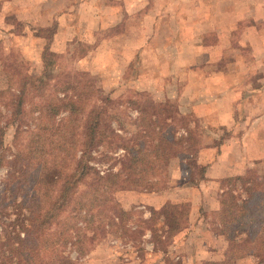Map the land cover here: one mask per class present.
<instances>
[{
  "label": "rangeland",
  "instance_id": "obj_1",
  "mask_svg": "<svg viewBox=\"0 0 264 264\" xmlns=\"http://www.w3.org/2000/svg\"><path fill=\"white\" fill-rule=\"evenodd\" d=\"M49 1L55 2L0 0V90L10 86L18 94L27 87L17 120L10 121V110L0 104L5 159L41 122L73 141L92 116L116 137L109 134L90 148L87 163L101 175L115 172L126 154L124 142L143 127L150 140L149 116L171 123L177 138L191 136L178 150L193 157L195 170L186 175L181 169L180 184L197 185L204 161L215 158L206 154L199 162V150L218 152L224 143L234 170L264 183V0H61L58 8ZM68 85L77 90L63 91ZM180 162L185 170L176 154L161 164L162 190ZM8 170L0 166V187ZM236 184L233 193L245 196ZM210 185L221 188L218 181ZM147 193L114 192L120 206L125 196L127 209L121 207L131 212L126 230L105 227L87 253L77 256L66 245L63 254L75 264H164L150 232L165 226L140 200L138 194ZM204 215L211 232L219 233L215 215ZM13 218L0 209V228ZM194 245L183 242L172 252L187 257ZM171 256V264H191Z\"/></svg>",
  "mask_w": 264,
  "mask_h": 264
},
{
  "label": "trees",
  "instance_id": "obj_2",
  "mask_svg": "<svg viewBox=\"0 0 264 264\" xmlns=\"http://www.w3.org/2000/svg\"><path fill=\"white\" fill-rule=\"evenodd\" d=\"M9 87L0 90V104L10 110V121H15L23 113L27 87L18 94L11 93ZM67 88L77 90L71 85L62 90ZM81 90L87 97L90 95L87 93L91 90ZM75 92L77 100L81 99V91ZM144 117L149 119L151 137L147 138L150 140L145 139L149 133L143 127L138 137L134 136L129 143L123 141L126 154L119 170L104 175L87 163V158L91 159L88 151L97 143L105 142L109 134L116 135L107 127L100 130L101 121L92 116L85 122L79 140H64L56 129L41 122L28 132L25 142L19 147L14 145L11 159H5L0 153V166H9L0 187V209L14 215L7 227L0 228V264H75L63 254L66 245L77 256L83 255L93 246L98 234L107 232L105 227L126 230L124 224L131 212L122 209L114 192H154L156 186L157 191L161 190V164L173 154L187 163L184 170L180 162L186 175L195 170L193 157H187L185 149L178 150L191 136L177 138L171 123ZM3 133L0 126V147ZM185 145V148L191 147ZM203 174L204 169L201 179ZM219 183L220 207L213 215L217 232L227 240V249L222 261L204 264H236V260L246 256H253L264 264V183L250 173L226 177ZM236 183L245 191V196L233 193ZM194 186L197 185H191ZM150 214L155 219L162 218L165 226L163 230L151 229L153 249L164 254L162 263L171 264L167 246L186 227L189 203L168 202L157 211L150 209ZM96 220L98 225L94 224Z\"/></svg>",
  "mask_w": 264,
  "mask_h": 264
},
{
  "label": "crops",
  "instance_id": "obj_3",
  "mask_svg": "<svg viewBox=\"0 0 264 264\" xmlns=\"http://www.w3.org/2000/svg\"><path fill=\"white\" fill-rule=\"evenodd\" d=\"M50 2V1H49ZM61 0H55V2H47L51 8H58ZM65 14H62V16ZM61 18L60 16H57ZM1 20V18H0ZM1 22V21H0ZM237 142L233 144L236 145ZM224 143L222 146H225ZM219 149L218 152L213 151L212 147L203 148L198 152L199 162H203L202 158L206 154L213 155L215 158L212 160L204 161V174L203 178L198 182L197 186L191 187L184 184H180L181 179H184L180 164H177V172L174 171L173 178L165 180V186L163 190L157 191V193H147L140 197L142 203L153 207L155 210L160 209L168 202H180L185 201L189 203V214L187 219V226L178 232L174 237L173 244L171 245L168 255H173L170 258L172 260L181 259L191 262V264H200L207 261L218 262L222 261L225 257V251L227 249V240L221 233H212L208 223L206 221L204 213L210 216L219 210L220 204L218 194L222 191L219 187L213 188L211 183L217 184L221 179L235 176L240 174L234 170V166L226 157L227 147ZM209 186L211 187L209 189ZM217 190V191H216ZM121 206L127 209V201L124 198L120 201ZM208 221V220H207ZM193 242L194 248H196L194 254H188L185 256H176L172 251L177 250L183 242ZM199 242V243H198ZM180 243V244H179ZM179 244V246H178ZM175 251V252H177ZM183 252V251H182ZM159 253V252H158ZM162 254V253H160ZM166 254V255H167ZM187 254V253H186ZM164 255V254H162ZM161 260V259H160ZM236 264H260L259 261L253 256H246L236 260Z\"/></svg>",
  "mask_w": 264,
  "mask_h": 264
}]
</instances>
